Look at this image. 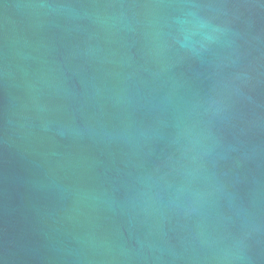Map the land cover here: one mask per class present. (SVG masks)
Listing matches in <instances>:
<instances>
[{"label":"water","instance_id":"water-1","mask_svg":"<svg viewBox=\"0 0 264 264\" xmlns=\"http://www.w3.org/2000/svg\"><path fill=\"white\" fill-rule=\"evenodd\" d=\"M0 264H264V0H0Z\"/></svg>","mask_w":264,"mask_h":264}]
</instances>
